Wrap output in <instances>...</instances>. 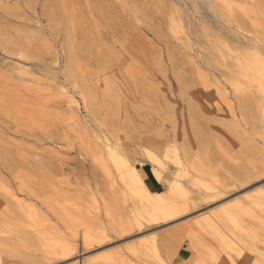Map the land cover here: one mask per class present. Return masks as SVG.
<instances>
[{"label": "rangeland", "instance_id": "374dc122", "mask_svg": "<svg viewBox=\"0 0 264 264\" xmlns=\"http://www.w3.org/2000/svg\"><path fill=\"white\" fill-rule=\"evenodd\" d=\"M0 264H264V0H0Z\"/></svg>", "mask_w": 264, "mask_h": 264}, {"label": "bare ground", "instance_id": "6f19581e", "mask_svg": "<svg viewBox=\"0 0 264 264\" xmlns=\"http://www.w3.org/2000/svg\"><path fill=\"white\" fill-rule=\"evenodd\" d=\"M112 160L114 164L118 167V176L120 177L119 179H121V181L131 190V192L135 195L133 196L134 197L137 196L139 199H143V200H146V202L151 203L150 200L148 201L147 195L149 194L147 195L145 194L144 189L146 188H144L145 186L143 187L141 183V179L139 178L138 172L135 170L133 161L125 160L123 156L121 155L120 151H117L116 156H114ZM153 205H154L153 206L154 214H156V216H160L163 219L169 218L174 212H176L175 206L164 205V204L160 205L158 203L157 205L155 204Z\"/></svg>", "mask_w": 264, "mask_h": 264}, {"label": "crops", "instance_id": "0c3cea01", "mask_svg": "<svg viewBox=\"0 0 264 264\" xmlns=\"http://www.w3.org/2000/svg\"><path fill=\"white\" fill-rule=\"evenodd\" d=\"M187 251H188L187 248H183V250L178 251L177 254H178V260L179 261L184 262L190 258V255L187 254Z\"/></svg>", "mask_w": 264, "mask_h": 264}]
</instances>
